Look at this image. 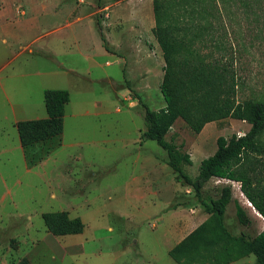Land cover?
<instances>
[{
	"label": "rangeland",
	"instance_id": "obj_1",
	"mask_svg": "<svg viewBox=\"0 0 264 264\" xmlns=\"http://www.w3.org/2000/svg\"><path fill=\"white\" fill-rule=\"evenodd\" d=\"M0 13H4L0 23L10 21L9 28H4L10 35L0 29L1 51L6 47L15 51L17 44L38 37L32 43L37 47L32 57L37 62H43L41 56L53 62L42 48L56 41L57 33L49 38L42 33L69 17L78 26L73 32L82 37L78 46L85 45L88 54H112L99 57L95 69L115 79L90 83L82 90L70 88L71 103L81 102L88 113L71 115L73 110L69 113L66 109L58 144L40 163L23 164L16 151L0 154V264L159 263L160 258H166L161 245V214L177 205L183 217L205 212L191 186L167 165L166 152L154 140L141 137L142 107L134 94L149 109L164 105L158 88L163 60L151 33V0H0ZM212 25L220 29L213 35L218 41L198 44L199 52L228 61L238 82L236 100L264 96V20L242 18L230 8L222 21H212ZM97 28L109 52L103 49ZM61 30L62 48L67 51L65 45L69 40L72 43L71 52L63 54H78L72 35L69 39L66 28ZM2 37L5 43H1ZM28 56L25 53L21 58ZM49 85L65 87L63 81ZM93 101H99V106ZM74 105L71 109H76ZM2 112L0 101V117ZM248 127L245 120L229 117L211 121L207 140L202 143L196 140L198 133L177 117L164 138L173 137L174 143L181 144L191 158V164L183 165L182 170L194 177L199 159L214 151L218 135L227 138L244 133ZM9 131L0 118V144H11ZM224 184H230L231 196L253 224H264L247 205L237 181L212 177L202 187L201 196L216 197ZM50 212L78 217L81 232H50L43 219ZM201 223L203 232L208 233L213 220L206 213ZM195 224L178 229L171 241L183 239ZM223 225L234 235L255 232L253 225L236 221L232 202L225 207ZM212 251H200V256L192 255L186 264H219Z\"/></svg>",
	"mask_w": 264,
	"mask_h": 264
},
{
	"label": "trees",
	"instance_id": "obj_2",
	"mask_svg": "<svg viewBox=\"0 0 264 264\" xmlns=\"http://www.w3.org/2000/svg\"><path fill=\"white\" fill-rule=\"evenodd\" d=\"M230 8L241 13L242 18L264 20V0H151V33L163 60L158 88L164 105L158 110L149 109L134 94L133 98L142 107L144 129L141 137L154 140L166 152L167 165L177 178L191 186L202 210L213 220L208 233L203 232L204 223H200L168 250L169 257L178 264H186L192 255L200 256V251L205 250H213V257L220 260L219 264L249 253L254 256L255 264H264V226L253 235H234L223 225L229 202H232L239 224L247 226L251 222L244 208L232 198L230 184L222 185L216 197L204 199L201 196L204 183L211 177L237 181L242 195L264 219V139L261 138L264 96L236 100L238 82L228 61L220 55L207 58L197 47L205 40L218 41L213 35L220 29L217 26L214 29L212 21H222ZM221 27L224 29L223 25ZM98 36L103 49L109 52L99 30ZM42 97L46 117L15 123L23 146L62 132L67 90L44 89ZM177 117L194 133H198L206 122L226 117L245 120L249 127L240 136L218 135L214 151L200 159L196 175L190 177L182 170L183 165L191 164L189 155L181 144L173 142V137L164 138ZM64 215L54 212L44 215L47 230L55 234L81 232L78 217Z\"/></svg>",
	"mask_w": 264,
	"mask_h": 264
},
{
	"label": "crops",
	"instance_id": "obj_3",
	"mask_svg": "<svg viewBox=\"0 0 264 264\" xmlns=\"http://www.w3.org/2000/svg\"><path fill=\"white\" fill-rule=\"evenodd\" d=\"M52 10L53 12L57 11L56 9ZM0 14L3 16L4 13ZM66 15L67 17L69 16L68 14ZM73 20H79V18H75ZM16 23H19V21H17ZM7 24H10V21H8L6 24L0 23V29L2 30L1 33L6 36H8V34L10 35V31L4 29L9 28ZM77 27L78 26L72 22V18L68 17L67 21H65L64 23L55 25L54 27H51L50 29L42 33L47 34L48 38L50 37V34L57 33V35H55L58 36L56 41L48 44L47 47L42 48L44 54H47L53 62H50L42 56L40 59H42L43 62H37L35 60V57H32L33 52H35L34 49L37 48L36 46H33L32 43L35 38L38 37H33L23 44H17L15 51L8 50L6 46L3 51L0 50V101L1 106L3 107V112L0 118L2 122L8 125V129H10V142L12 144V146L11 144L6 146L0 144L1 155L7 153L11 154L16 151V153L14 154H16L18 157L20 156L21 162L23 164H27L28 162L40 163L41 160L48 156L50 149L58 144V137L59 135H61V133L51 136L42 141L23 146L20 144L16 132L15 123L17 121L46 117V111L44 108L42 97V92L44 89L67 90L68 101L64 104L63 107V121L67 108L69 110V113L73 110L71 115H73L74 112L75 114L88 113V110L83 107L81 102L77 101L75 105L71 103V94L69 91L70 88L82 90L84 87L87 88L90 83H99L107 78L113 79L106 73L98 74L96 71L99 66V57H104L112 54H88L85 45L81 43L80 46H78V43L80 39H82V37L79 35V33L73 32V30H76ZM63 28H66V30L68 31L69 39L71 38L70 35H72V40L79 47L78 54H63V52L69 53L72 50V43L70 42V40L69 43L71 45L69 43L65 45L67 51L62 48L63 36L62 33L60 34V31H62L61 29ZM1 43H5V39L3 37L1 38ZM59 48H61V51H59ZM25 53H27L29 56L27 58H21ZM106 62L108 61H105L104 63ZM93 70H95V72H93ZM144 75V73H141L140 76L143 77L142 79L146 78ZM56 81H63L65 83V87H55L53 85H49L50 83ZM145 83L146 85H148L147 81H145ZM131 84H133V82ZM71 105H74L73 107H76V109H71ZM93 105L96 107L99 106V101H93ZM210 122H206L198 132L196 140H198L199 142H206V132H208L207 129L210 125ZM34 149L38 150L34 152ZM210 179L208 181H210ZM218 179H220L221 181L228 180L223 178ZM208 181H206L205 183H207ZM233 193L234 194L232 195L236 196V190ZM165 198L167 199V196ZM244 199L245 201H247L245 197ZM179 207L180 205H177V207L175 208L166 210L163 215L161 214V220L163 223V227L161 230V233L163 235L161 245L163 247V252L166 255V258H160V261L157 264H176V262H174L168 255V250L181 239L179 238L175 241H171L173 236L176 234V231L189 223H193L194 221H196V224L194 225L195 227L206 218V213L199 214L198 216L188 214V217H183L182 215H179ZM251 225L254 226V233L259 232L264 226V224H261V226L253 224L252 220L247 226ZM193 228H191L189 231H191ZM189 231H187L182 237H184ZM221 264H255V259L254 256L249 253L247 255L229 260Z\"/></svg>",
	"mask_w": 264,
	"mask_h": 264
},
{
	"label": "built area",
	"instance_id": "obj_4",
	"mask_svg": "<svg viewBox=\"0 0 264 264\" xmlns=\"http://www.w3.org/2000/svg\"><path fill=\"white\" fill-rule=\"evenodd\" d=\"M242 134H243V133H238V134H236V135H237V136H240V135H242ZM246 203H247L248 206L252 207L249 201H246Z\"/></svg>",
	"mask_w": 264,
	"mask_h": 264
}]
</instances>
